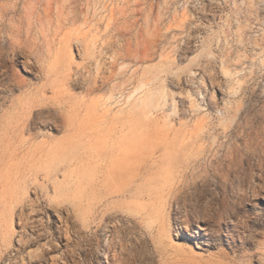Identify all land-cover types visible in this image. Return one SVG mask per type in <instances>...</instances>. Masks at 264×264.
I'll list each match as a JSON object with an SVG mask.
<instances>
[{
	"label": "rangeland",
	"instance_id": "obj_1",
	"mask_svg": "<svg viewBox=\"0 0 264 264\" xmlns=\"http://www.w3.org/2000/svg\"><path fill=\"white\" fill-rule=\"evenodd\" d=\"M0 264H264V0H0Z\"/></svg>",
	"mask_w": 264,
	"mask_h": 264
},
{
	"label": "bare ground",
	"instance_id": "obj_2",
	"mask_svg": "<svg viewBox=\"0 0 264 264\" xmlns=\"http://www.w3.org/2000/svg\"><path fill=\"white\" fill-rule=\"evenodd\" d=\"M15 53H16V52H14V51L12 52L13 55H15ZM118 224H119V222H115V223H113V225H112L113 227H112V228H113V229L118 228ZM119 227H122V224H119ZM42 247L44 248V247H46V245H43ZM39 249H40V248L34 249L33 251H30V252L28 253V255H29V260H30V261H34V262L37 261V258H36V256H35V254H37V252H39ZM41 249H42V248H41ZM44 252H45V250H44Z\"/></svg>",
	"mask_w": 264,
	"mask_h": 264
}]
</instances>
